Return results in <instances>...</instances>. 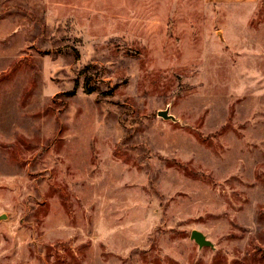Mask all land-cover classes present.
Returning <instances> with one entry per match:
<instances>
[{
    "label": "rangeland",
    "instance_id": "374dc122",
    "mask_svg": "<svg viewBox=\"0 0 264 264\" xmlns=\"http://www.w3.org/2000/svg\"><path fill=\"white\" fill-rule=\"evenodd\" d=\"M0 264H264V0H0Z\"/></svg>",
    "mask_w": 264,
    "mask_h": 264
},
{
    "label": "water",
    "instance_id": "95a60500",
    "mask_svg": "<svg viewBox=\"0 0 264 264\" xmlns=\"http://www.w3.org/2000/svg\"><path fill=\"white\" fill-rule=\"evenodd\" d=\"M191 238L200 246H204L207 244L204 240V236L200 232L193 231L191 234Z\"/></svg>",
    "mask_w": 264,
    "mask_h": 264
},
{
    "label": "trees",
    "instance_id": "16d2710c",
    "mask_svg": "<svg viewBox=\"0 0 264 264\" xmlns=\"http://www.w3.org/2000/svg\"><path fill=\"white\" fill-rule=\"evenodd\" d=\"M74 94V91H72L71 93H70V95H73Z\"/></svg>",
    "mask_w": 264,
    "mask_h": 264
}]
</instances>
